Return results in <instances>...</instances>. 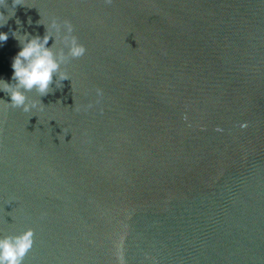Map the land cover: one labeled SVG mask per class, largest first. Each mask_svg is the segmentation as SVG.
Returning <instances> with one entry per match:
<instances>
[{
	"label": "water",
	"instance_id": "water-1",
	"mask_svg": "<svg viewBox=\"0 0 264 264\" xmlns=\"http://www.w3.org/2000/svg\"><path fill=\"white\" fill-rule=\"evenodd\" d=\"M53 18L87 49L69 79L28 112L0 90L21 264H264V0H4L0 80Z\"/></svg>",
	"mask_w": 264,
	"mask_h": 264
},
{
	"label": "clouds",
	"instance_id": "clouds-1",
	"mask_svg": "<svg viewBox=\"0 0 264 264\" xmlns=\"http://www.w3.org/2000/svg\"><path fill=\"white\" fill-rule=\"evenodd\" d=\"M3 2L4 0H0V3ZM105 3L111 5L112 0H105ZM45 27L46 32L43 37L39 35L29 37L26 34L23 42L20 41L21 50L13 58L11 65L14 70L12 80L15 83L9 84L0 80L5 84L0 90L11 97V102L7 104L12 108H21L25 112L36 108V102L29 101L26 93L35 89L41 96L47 95L54 77L60 82L69 79L62 65L83 57L87 52L86 47L74 35L70 21L58 22L53 18L51 24ZM52 37L55 38V42L51 47H46ZM7 38V33L0 32V42L6 41ZM58 40L63 47L59 48L58 52H54V45ZM97 95H102L100 89H97ZM33 235V230L28 229L18 235L0 238V264H21L33 245Z\"/></svg>",
	"mask_w": 264,
	"mask_h": 264
}]
</instances>
